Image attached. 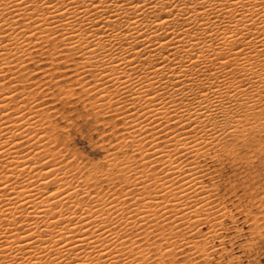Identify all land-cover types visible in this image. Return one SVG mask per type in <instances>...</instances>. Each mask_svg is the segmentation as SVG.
<instances>
[{"label": "bare ground", "instance_id": "obj_1", "mask_svg": "<svg viewBox=\"0 0 264 264\" xmlns=\"http://www.w3.org/2000/svg\"><path fill=\"white\" fill-rule=\"evenodd\" d=\"M75 85L120 124L102 161L54 119ZM263 134L264 0H0V264H212L234 216L204 163Z\"/></svg>", "mask_w": 264, "mask_h": 264}, {"label": "rangeland", "instance_id": "obj_2", "mask_svg": "<svg viewBox=\"0 0 264 264\" xmlns=\"http://www.w3.org/2000/svg\"><path fill=\"white\" fill-rule=\"evenodd\" d=\"M48 63H49L48 59L47 60L45 59V61L43 60L41 62L35 61L33 63H30L28 70L43 71L42 69L43 66L47 65ZM39 66H41V69L38 68ZM54 67L56 70L59 69L57 70L59 71L58 73L60 72L69 73L67 71H70L69 67L64 63H59ZM74 87L78 90V94L77 92L76 95L70 94V100L72 103H65L66 105L64 103H58V106L60 110H62L63 114L54 117V119L55 120L58 119L57 122L59 126H64V125L66 126L68 121L66 120L64 115L65 116L67 115V117L68 116L71 117V120H73L75 123L73 126L69 127L70 129L67 128L68 133L64 136L65 137L64 144L68 145V148L70 147L69 148L70 152L76 151V153L79 154L82 157V159L86 160V162L88 163L93 162V160L96 162L102 161L104 155L106 154L108 146H110L109 143L111 140L110 135L112 133V128L117 129V127H120L119 126L120 124L117 125L116 128L110 124L107 125L105 124L106 125L105 126L103 122L95 121V119H93L92 117L90 118V116H85L75 111L73 107H78V108L81 107V103L78 101H80L83 94L81 95L82 93L80 91L81 88L79 89L78 85L77 87L76 85ZM74 102L76 104H74ZM108 130L110 131L108 132ZM67 135L69 136L67 137ZM263 137L264 134L261 136L262 139L258 137L259 140L253 142L254 144L252 145V149H250L247 153H246V149H242L244 153L243 155L244 158L242 156V158L236 160L237 162L233 161L232 157L228 158L226 155H222L221 160L217 161L216 158H207L206 162L204 163L206 166H208V169L211 168L210 171L211 173H213V179L210 180V182H214V184H216L215 186L216 189H218V193L215 197L216 201L220 199V201L217 202L220 204L223 203L222 205H225L227 209H229L230 214L234 216L233 218L238 216V219L235 218L234 220L231 217H223V221L226 224V229L224 233L227 242L226 244H224L225 246L224 249L225 248L226 249L222 250L221 251L222 253H219L220 255L217 254L214 257L212 264H219V263L220 264L221 263L264 264V228H262L263 233H261L263 234V236L257 233L255 230L253 231V228L251 231L250 216L247 214V212L250 213L252 211L253 221L256 218L258 220V223L261 224L262 227H264V219H263L264 217V213H263L264 212V138ZM108 139L109 141L107 142ZM112 142L114 141L112 140ZM249 154L251 155L252 159L250 158ZM246 158H248V160H246ZM208 178L209 177L206 178V181L208 180ZM238 201L240 202V204ZM250 207H251V211L249 212ZM240 213L243 215H241ZM256 215L259 217H256ZM205 226H204V230H206ZM241 226H243V228ZM239 228L243 230L239 231ZM251 234L253 235V237ZM216 244H218L217 241ZM215 247H219V246H215ZM227 249H230L228 253H227ZM221 258H223V260H221ZM229 259H233L232 262Z\"/></svg>", "mask_w": 264, "mask_h": 264}]
</instances>
